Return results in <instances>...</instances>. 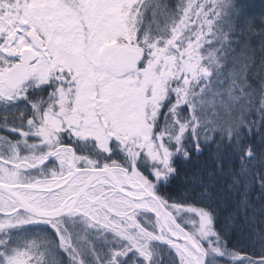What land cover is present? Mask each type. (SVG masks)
I'll return each mask as SVG.
<instances>
[{
	"label": "snow or ice",
	"instance_id": "1",
	"mask_svg": "<svg viewBox=\"0 0 264 264\" xmlns=\"http://www.w3.org/2000/svg\"><path fill=\"white\" fill-rule=\"evenodd\" d=\"M0 264H264V0H0Z\"/></svg>",
	"mask_w": 264,
	"mask_h": 264
},
{
	"label": "trees",
	"instance_id": "2",
	"mask_svg": "<svg viewBox=\"0 0 264 264\" xmlns=\"http://www.w3.org/2000/svg\"><path fill=\"white\" fill-rule=\"evenodd\" d=\"M253 4L258 8L262 2V0H252Z\"/></svg>",
	"mask_w": 264,
	"mask_h": 264
}]
</instances>
